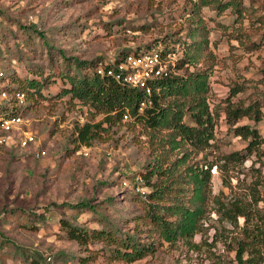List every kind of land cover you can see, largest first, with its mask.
<instances>
[{
  "label": "rangeland",
  "instance_id": "1",
  "mask_svg": "<svg viewBox=\"0 0 264 264\" xmlns=\"http://www.w3.org/2000/svg\"><path fill=\"white\" fill-rule=\"evenodd\" d=\"M225 1L199 5L201 0H0V44L18 59L16 63L0 57V67H15L21 77L39 75L48 93L37 94L22 125L38 135L43 152L35 154L37 145L18 146L17 131L10 133L0 151V264H22V257L23 264L36 260L37 264H229L233 260L235 251L223 240L229 230L216 220V211L194 242L160 240L147 217V198L134 188L153 156L141 123L122 121L110 135L76 148L72 139L76 123L104 115H94L63 92L69 76L92 74L89 65L98 59L113 60L119 51L138 45L164 47L171 51L166 60L173 73L211 70L210 100L220 113L214 152L244 148L248 141L234 134L225 107L231 87L240 83L242 89L232 100L258 99L264 111V0H237L242 18L231 6L219 12L218 5ZM205 37L209 43L199 63L178 67L186 47ZM238 123L253 124L264 134V119L243 117ZM255 159L252 155L242 164L249 172L247 181L252 178L250 167L261 166L260 161L253 163ZM261 168L264 172V165ZM212 172L213 193L231 196L216 166ZM139 182L151 190L145 181ZM83 199L91 200L97 210L77 212L64 205ZM63 219L104 228L110 235L80 243L67 235ZM129 236L141 243L155 240V248L128 260L118 249L125 250L122 241Z\"/></svg>",
  "mask_w": 264,
  "mask_h": 264
},
{
  "label": "trees",
  "instance_id": "2",
  "mask_svg": "<svg viewBox=\"0 0 264 264\" xmlns=\"http://www.w3.org/2000/svg\"><path fill=\"white\" fill-rule=\"evenodd\" d=\"M209 3L210 0H201L199 5ZM230 6L237 12L238 18L243 17V10L237 0L219 4L218 10L222 12ZM208 43L207 37L193 40L186 47L178 67L199 63ZM141 48L148 50L155 46L130 47L119 51L115 59L118 61L127 52L139 51ZM161 52L167 54L171 51L163 47ZM0 56L3 59H14L18 63L17 57L1 44ZM78 62L81 64L85 61ZM105 62V59H98L92 66L89 65L92 74L69 76V85L63 90L71 94L73 100L86 105L94 115H104L97 121L87 119L76 123L72 133L75 147L92 145L103 134L110 135L112 127L120 125L122 121H138L147 141L153 146V156L146 162L141 175L145 184L151 186V190L141 194L147 198V217L154 225L159 239L169 243H175L179 239L194 242L195 235L207 228L206 220L216 211V220L229 230L223 240L229 242V248L235 251V257L229 264H264V172L261 168L264 165V134L253 124L238 123L243 117L255 122L264 119L261 101H234L232 97L242 89V85L237 83L231 87L225 107L227 123L234 134L242 136L248 143L242 149L215 153V127L220 113L210 100L212 73L209 68L177 74L171 72L152 80V93L147 94L143 89L118 80L109 72L111 63ZM101 64L105 66L103 74L97 71ZM0 80L3 87L13 95L8 102H0V115L26 113L35 104L37 94L48 95L44 92L39 75L21 77L15 67L12 70L5 69ZM25 80L28 85L24 84ZM18 91L25 93L24 103H20L15 96ZM145 99L150 102L140 109L141 102ZM126 114L128 118H125ZM211 154H214L213 157H210ZM252 155H256L253 163L260 161L261 166L250 167L252 178L247 181L249 172L244 171L242 164ZM214 166L220 171L223 184L230 187L231 196L224 198L223 191L213 193ZM242 173L245 174L244 177H241ZM234 176H237L236 183L233 182ZM64 205L77 212L97 210L89 199ZM240 217L244 218L243 223H240ZM63 220L67 235L83 244L88 242L89 237L108 238L110 235V231L104 228ZM225 222L232 227H227ZM237 229L240 232H236ZM219 232L220 229L217 228V239L220 238ZM131 240L129 236L128 240L122 241V245L126 246L125 250L118 249V253L128 260L141 258L155 248V240L149 243ZM34 262L38 263L37 260ZM21 263H26L23 257Z\"/></svg>",
  "mask_w": 264,
  "mask_h": 264
},
{
  "label": "built area",
  "instance_id": "3",
  "mask_svg": "<svg viewBox=\"0 0 264 264\" xmlns=\"http://www.w3.org/2000/svg\"><path fill=\"white\" fill-rule=\"evenodd\" d=\"M168 55H170V53L163 54L161 49L158 48L148 50L141 48L139 51L133 50L127 52L118 61L116 59L106 60L105 63H111L110 65L112 67L109 69V72L113 73L118 80L143 89L147 94H151V81L171 73V68L168 67L169 63H167L168 61L166 60ZM4 71L5 69L0 67V77L3 75ZM97 71L103 74L105 66L101 64L97 67ZM12 96V93L3 87L0 80V102H8ZM15 96L19 99L20 103L25 102L24 92L18 91L15 93ZM148 102H150V100H143L140 109H143ZM24 115L25 114L22 112L0 115V151L8 144L12 131H17L19 134L16 142L18 146H38L40 141L38 135L33 130L22 126L25 122ZM125 118H128V114L125 115ZM41 152L43 151L38 146L35 154L39 155ZM139 180H142L140 175L137 176V182L134 184V188L141 191L142 194L147 193L148 189L141 185ZM124 183L128 184V180L125 179ZM48 259L52 260V256L48 255Z\"/></svg>",
  "mask_w": 264,
  "mask_h": 264
}]
</instances>
